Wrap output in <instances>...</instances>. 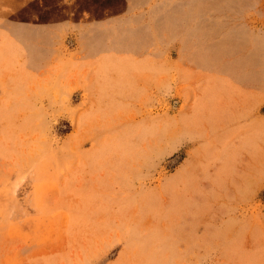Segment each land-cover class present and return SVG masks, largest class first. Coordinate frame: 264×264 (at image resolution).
I'll use <instances>...</instances> for the list:
<instances>
[{
    "label": "rangeland",
    "instance_id": "374dc122",
    "mask_svg": "<svg viewBox=\"0 0 264 264\" xmlns=\"http://www.w3.org/2000/svg\"><path fill=\"white\" fill-rule=\"evenodd\" d=\"M138 1L0 0V264H264V53L255 80L238 52L181 67L170 20L147 62L87 61L77 24L153 27Z\"/></svg>",
    "mask_w": 264,
    "mask_h": 264
},
{
    "label": "crops",
    "instance_id": "0c3cea01",
    "mask_svg": "<svg viewBox=\"0 0 264 264\" xmlns=\"http://www.w3.org/2000/svg\"><path fill=\"white\" fill-rule=\"evenodd\" d=\"M138 2L141 4L138 7L144 8V19L152 22L153 27L147 23L143 28H135L132 23L118 22L117 16L109 12H103L102 15L93 13L92 20H84L77 24L78 36L82 40L87 61L109 64L114 58H117L123 62H147L149 57H152L148 52L150 48L148 44H151L150 41L164 44V25L171 20L173 26L169 37L172 39L173 59L181 67L188 64L196 71H205L211 58L216 60L222 51H226L227 53L238 52L240 55L236 60L240 56L242 60L240 63H243L244 66H247L246 58L251 62L249 74L254 77V80L262 73L257 71L253 63L264 53V41L262 40V42L257 36L252 41L249 36L247 38L241 32L238 33L243 24L242 20H244L245 0H139ZM169 9L172 10L169 12ZM155 19H163L164 22L161 21L163 24L161 22L154 24ZM147 25L149 26L147 27ZM133 31H140V33H135L137 36L135 38L136 41L140 40L142 49L135 55L133 51L126 54L129 42L131 43L134 39ZM152 31H156V33ZM116 40L120 45L119 51L123 49L124 54H112ZM251 41L252 46L251 44L249 46ZM210 45H212V49L208 51ZM247 46L250 47L249 55L243 56ZM228 66L232 65L228 64ZM103 69L106 68L103 67ZM103 69L100 66L98 71ZM237 73L238 76H242L238 70ZM114 74L117 72L115 71ZM243 100L240 101V98L235 100L234 97H231V102L242 103L238 108L245 113L252 110L253 100L251 109L248 106V97H246L245 103ZM230 110L239 109L230 108Z\"/></svg>",
    "mask_w": 264,
    "mask_h": 264
}]
</instances>
